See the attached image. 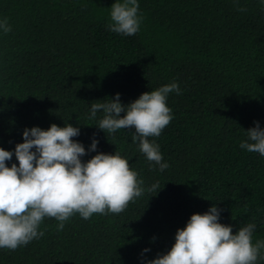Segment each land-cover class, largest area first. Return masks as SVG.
I'll list each match as a JSON object with an SVG mask.
<instances>
[{"label": "trees", "instance_id": "obj_1", "mask_svg": "<svg viewBox=\"0 0 264 264\" xmlns=\"http://www.w3.org/2000/svg\"><path fill=\"white\" fill-rule=\"evenodd\" d=\"M114 2L0 0V20L12 28L0 30V147L14 153L25 128L69 123L80 130L82 161L118 151L142 187L162 188L120 214H75L61 231L46 217L44 235L0 249V264H146L213 204L233 234L254 223V242L264 239V157L240 147L254 122L264 129V4L138 0L140 30L125 36L108 27ZM173 82L181 90L167 98L173 119L149 138L169 165L163 172L132 142L134 128L108 134L96 127L102 112L89 119L93 102L119 93L127 105ZM94 135L97 149L88 151Z\"/></svg>", "mask_w": 264, "mask_h": 264}, {"label": "clouds", "instance_id": "obj_2", "mask_svg": "<svg viewBox=\"0 0 264 264\" xmlns=\"http://www.w3.org/2000/svg\"><path fill=\"white\" fill-rule=\"evenodd\" d=\"M110 9V31L125 36L139 32L143 17L138 14V0H115ZM0 30L4 34L12 31L7 18L0 20ZM172 92L181 94L175 82L144 92L127 105L117 93L106 102H93L89 119L102 112L96 127L108 134L134 128L132 142L138 141L139 151L163 172L169 165L163 162L159 144L149 138L159 137L173 119L167 106ZM254 123L240 147L264 157V129L258 121ZM79 134V128L69 123L64 127L51 124L47 130L25 128L23 142L16 144L14 153L0 147V249L14 251L42 237L44 232L39 229L46 217L58 221L56 227L61 231L75 214L85 220L93 214H120L145 191L156 194L162 188L159 181L142 187L143 180L118 151L99 152L82 161L85 147L73 139ZM97 145L94 135L88 151H96ZM13 155L18 164L9 167L6 162ZM221 211L213 204L203 214H192L186 226L177 229L171 249L146 264H257L264 260V239L254 242L256 225L248 223L233 234L231 225L219 222Z\"/></svg>", "mask_w": 264, "mask_h": 264}]
</instances>
